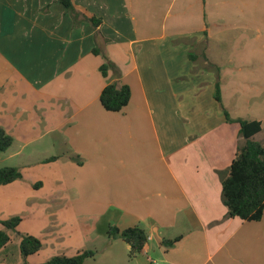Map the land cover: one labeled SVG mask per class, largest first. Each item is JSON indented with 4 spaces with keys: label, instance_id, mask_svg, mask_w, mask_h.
<instances>
[{
    "label": "crops",
    "instance_id": "0c3cea01",
    "mask_svg": "<svg viewBox=\"0 0 264 264\" xmlns=\"http://www.w3.org/2000/svg\"><path fill=\"white\" fill-rule=\"evenodd\" d=\"M185 1L187 11H177ZM250 3L74 0L77 10L102 20L113 65L104 79L91 26L75 27L58 0H0V128L12 138L0 168L22 175L0 186V221L23 216L0 264L23 263L19 235L38 238L35 255L46 251L42 257H71L89 246L102 264H155L154 256L161 264H264V212L258 222L225 218L221 182L239 126L225 122L214 100L210 65L220 70L221 105L231 117L223 100L227 75L205 54L207 38L233 30L235 11ZM111 83L130 89L118 113L99 103ZM180 109L184 117L175 114ZM135 110L143 118L132 119ZM261 124L254 139L264 148ZM100 219L105 232L143 229L142 251L130 258L119 238L91 239ZM35 255L26 264L42 263Z\"/></svg>",
    "mask_w": 264,
    "mask_h": 264
},
{
    "label": "trees",
    "instance_id": "16d2710c",
    "mask_svg": "<svg viewBox=\"0 0 264 264\" xmlns=\"http://www.w3.org/2000/svg\"><path fill=\"white\" fill-rule=\"evenodd\" d=\"M65 12L70 16L73 25L78 27L81 23L89 24L93 30L94 47L92 54L101 56L104 63L99 67L101 76L108 77V71L112 69V63L104 54V39L100 33L102 20L94 15H87L76 9L74 0H58ZM190 58H194L190 56ZM216 74L214 84V100L221 106L225 122L238 124V137L236 154L229 167V174L221 182V201L227 209L226 219L237 218L245 222H258L264 212V148L254 139L261 132L260 121L241 118L232 119L228 112L221 105L220 98V70L214 65H210ZM130 101V89L126 85L117 83L107 84L100 93L99 103L101 107L111 113L122 111ZM12 144V138L0 128V153L5 152ZM51 158L48 161H54ZM22 178L21 172L15 167L0 168V186H5ZM21 222L20 217H12L5 221H0V250L10 242V232H15ZM107 237L110 239L119 238L130 247L128 256L134 257L140 253L147 242L145 231L139 227L118 229L116 226H109ZM180 238L164 240L162 245L169 248L175 245ZM42 247L41 241L31 235H22L19 243V252L25 260L29 256L35 255ZM95 252L90 250L79 251L72 257L52 256L42 264H84L88 259H93Z\"/></svg>",
    "mask_w": 264,
    "mask_h": 264
},
{
    "label": "rangeland",
    "instance_id": "374dc122",
    "mask_svg": "<svg viewBox=\"0 0 264 264\" xmlns=\"http://www.w3.org/2000/svg\"><path fill=\"white\" fill-rule=\"evenodd\" d=\"M261 4L262 0H251L249 8L243 7L236 10L233 19V24H236V26H234L233 30L224 33L219 30L214 33L212 38H207L205 54L227 75L223 100L231 117L246 120L255 119L263 122L264 125V7ZM188 5L189 1H185L184 6L182 4L183 7L180 6L177 11L179 9L180 12L187 11ZM169 8L168 5L165 11H168ZM174 12L175 8L171 9V13ZM201 26L199 25L195 30H199ZM188 31L189 29H172V33L175 34ZM199 47L201 48L202 46ZM189 98L190 96L188 95L187 100ZM177 113H175L177 116L184 117L182 109ZM130 116L132 119L133 117L141 119L144 115L141 111L135 110ZM262 133L264 135V130ZM69 176L71 178L75 177L74 174ZM20 218H23V216ZM83 232L84 237L89 236L88 233ZM106 232L104 223L101 220L97 223L91 239L95 237V239L102 240V235L105 237L104 234ZM20 236L22 235L18 236L19 239ZM13 249L14 246H9L7 251L10 260H12L14 254ZM87 249H93L90 251L95 252V256L93 259L86 260L84 264H102L99 252L89 246H87ZM44 253L47 252H42L39 256L35 255L34 259H41ZM50 254L43 256L42 259L51 258L52 255ZM154 258L155 264H161L159 258L156 256ZM42 259L41 262H45Z\"/></svg>",
    "mask_w": 264,
    "mask_h": 264
}]
</instances>
